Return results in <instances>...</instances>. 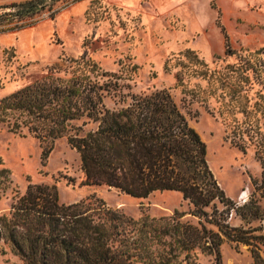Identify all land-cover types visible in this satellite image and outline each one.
<instances>
[{"label":"trees","instance_id":"16d2710c","mask_svg":"<svg viewBox=\"0 0 264 264\" xmlns=\"http://www.w3.org/2000/svg\"><path fill=\"white\" fill-rule=\"evenodd\" d=\"M55 1L0 4L14 11L0 14V26L5 19L17 22L0 32L30 26L29 20ZM222 32L225 54L234 53ZM65 60L63 68L55 64L0 98V125L14 133L26 130L43 142V160L54 141L66 137L79 154L84 184L134 197L176 191L188 209L133 218L99 197L63 203L54 184L29 183L0 212V254L7 247L23 264H199L204 254L222 264L220 246L227 241L235 248L246 245L252 264H264V155L247 198L232 199L209 167L206 143L167 88L124 92L129 84L86 54ZM117 95L116 105L107 106L105 98ZM9 175L0 168V177L10 181L0 196L12 183Z\"/></svg>","mask_w":264,"mask_h":264},{"label":"rangeland","instance_id":"374dc122","mask_svg":"<svg viewBox=\"0 0 264 264\" xmlns=\"http://www.w3.org/2000/svg\"><path fill=\"white\" fill-rule=\"evenodd\" d=\"M148 1L56 0L31 18L30 26L0 32V98L82 54L128 83L124 92L167 88L206 143L218 184L228 197L242 201L250 178L261 174L259 156L264 155V71L258 66L264 65V0H187L163 11ZM3 12L14 11L0 8ZM11 20L1 26L17 23ZM222 29L232 54H225ZM187 49L194 54L185 56ZM118 100V95L108 96L105 103L113 107ZM44 147L26 130L14 133L0 125V168L9 169L12 180L0 196V212L29 183L54 184L63 203L99 197L133 218L188 209L176 191L134 197L114 187L84 184L79 154L66 137L55 140L43 160ZM9 182L0 177V188ZM5 250L0 264H23ZM220 253L222 264H252L246 245L235 248L224 241ZM197 261L213 264L214 257L199 254Z\"/></svg>","mask_w":264,"mask_h":264},{"label":"crops","instance_id":"0c3cea01","mask_svg":"<svg viewBox=\"0 0 264 264\" xmlns=\"http://www.w3.org/2000/svg\"><path fill=\"white\" fill-rule=\"evenodd\" d=\"M0 1H8V0H0ZM10 1H14V0H10ZM118 1L123 4H136L138 2V0H118ZM184 1L187 0H149L147 2V5L155 10L163 11L175 6L176 4H180Z\"/></svg>","mask_w":264,"mask_h":264}]
</instances>
